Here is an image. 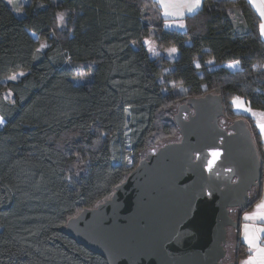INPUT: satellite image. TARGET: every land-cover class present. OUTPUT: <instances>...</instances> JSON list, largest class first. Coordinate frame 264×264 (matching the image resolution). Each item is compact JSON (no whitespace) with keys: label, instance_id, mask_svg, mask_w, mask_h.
Returning <instances> with one entry per match:
<instances>
[{"label":"trees","instance_id":"16d2710c","mask_svg":"<svg viewBox=\"0 0 264 264\" xmlns=\"http://www.w3.org/2000/svg\"><path fill=\"white\" fill-rule=\"evenodd\" d=\"M167 19L156 0H0V264H107L63 227L108 197L142 150L178 133L173 110L188 97L219 94L222 117L244 119L262 178L238 211L260 198L263 141L231 103L264 110L259 15L248 0H203L184 29ZM146 37L176 56L151 57ZM80 64L89 73L77 82ZM234 219L224 264L248 254Z\"/></svg>","mask_w":264,"mask_h":264},{"label":"water","instance_id":"95a60500","mask_svg":"<svg viewBox=\"0 0 264 264\" xmlns=\"http://www.w3.org/2000/svg\"><path fill=\"white\" fill-rule=\"evenodd\" d=\"M178 110L180 139L140 159L109 197L63 227L107 264H220L227 226L237 225L229 207L249 205L261 165L244 119L221 126V96L209 92Z\"/></svg>","mask_w":264,"mask_h":264},{"label":"snow or ice","instance_id":"6c2138e0","mask_svg":"<svg viewBox=\"0 0 264 264\" xmlns=\"http://www.w3.org/2000/svg\"><path fill=\"white\" fill-rule=\"evenodd\" d=\"M11 3V0H9ZM161 8L163 9V15L167 19L169 17H179L182 21V18L185 14V11L189 14L197 12L201 8V0H158ZM249 3L256 8L259 16L262 20L261 24L259 25L260 28V35L264 36V0H249ZM19 11V9H17ZM64 14H59V19L63 21ZM180 27H184L183 23L179 24ZM146 43H149L146 41ZM41 48L46 47L45 44H41ZM39 51V49L37 50ZM149 51L154 50L152 48ZM176 49L171 48L169 49V55L175 53ZM239 62H235L238 64ZM235 64H230L229 67H234ZM199 67V64H197ZM19 75H24V73H19ZM9 80H16L17 75H12L8 77ZM234 105L237 108H244L243 102L240 100L239 97L234 98L233 100ZM245 111L251 112L250 108H244ZM254 116H259L260 119L258 120V126L260 128L261 134L264 135V112L255 113L253 112ZM3 123V119L0 118V124ZM213 158H218L221 155L219 150H213L211 152ZM214 163V159L209 161L208 168L209 170L212 169V165ZM257 211L253 213H245L244 219L246 221H264V200H262L257 206ZM261 234H264V227H256L254 224L245 223L244 225V240L247 242L249 247V255L247 259L241 261V264H264V238H262Z\"/></svg>","mask_w":264,"mask_h":264},{"label":"rangeland","instance_id":"374dc122","mask_svg":"<svg viewBox=\"0 0 264 264\" xmlns=\"http://www.w3.org/2000/svg\"><path fill=\"white\" fill-rule=\"evenodd\" d=\"M158 2V0H156ZM159 4V2H158ZM160 6V4H159ZM201 6H202V1H201ZM160 10H161V13L163 14V9L161 8L160 6ZM187 13V12H186ZM189 14V13H188ZM259 15V13H257ZM260 18V16H259ZM183 23V25L185 26V23H184V20L181 19L178 17V18H175V16L173 17H169V19H167L164 23V27L165 28H168V29H184V27H180L179 24L180 23ZM262 20L260 18V21H259V25L261 24ZM262 38L264 39V36H262ZM146 41H148L149 43H146ZM148 52H149V55L151 57H154V56H157L159 55L160 53H163L166 57L172 59L176 56V52L175 53H172L171 55H169V49H171L172 47H165L164 49H160L156 46V43L154 41V39L152 37H146L144 38L143 40ZM41 46V45H40ZM41 48V47H40ZM152 48L155 52V54H153V51H149V49ZM230 64H235V62H230L228 63L227 65H230ZM237 66V64H235ZM17 74H14V75H19L20 72H16ZM89 73V71H86V69L84 68V65L83 64H80L78 67H76L75 69V72H74V76H73V80H76L77 82L78 81H81L83 80L87 74ZM239 97L240 100L243 102L244 104V108H250L252 111L251 112H248V111H245L244 108H237L234 103H233V100L234 98H237ZM186 100V99H185ZM185 100L184 101H181V102H178L176 104V106L174 107V110H173V116L174 114H179L180 117H183L184 119L186 118V113L184 111L181 110V112L178 110V106L181 105V104H184L185 103ZM231 103H232V108L234 109V111L236 112H239V113H243V114H246L247 116H249L251 119H253L254 123L256 124L259 132H260V135H261V140L263 141L264 143V135L261 134V131H260V128L258 126V120L260 119V117L257 115V116H254L253 115V112L255 113H260V112H264V110L262 109H257V108H253L249 105L248 102H246L242 97L240 96H235L233 97V99L231 100ZM191 110V109H190ZM192 112V111H191ZM174 119V118H173ZM230 121V120H229ZM228 122V120H226L225 118H223L222 116H220L218 118V123L221 125L223 124H226ZM176 124V123H175ZM1 125V124H0ZM221 125V126H222ZM177 126V124H176ZM177 130H178V126H177ZM180 139V134L179 132L178 133H175L173 136L171 137H167L165 138L164 140H162L161 142L159 143H155L153 145H150L148 146L147 148H145L144 150H142L140 152V157H139V160L144 158L146 155L150 154V153H153L160 145L164 144V143H167V142H170V141H176V140H179ZM264 145V144H263ZM263 151H264V146H263ZM138 160V161H139ZM128 163V162H127ZM262 187H261V197L255 201L254 205L249 208V209H244L242 211H240V214H239V224H238V230L236 231V236L239 237L240 240H243L246 245H247V249L249 251V247H248V244L247 242L244 240V225L245 223H249V224H254L256 227H264L262 224L258 223L260 222V220H256V221H246L244 219L245 217V213H253L254 211H257V208L256 206L262 201L264 200V174H263V179H262ZM110 196V195H109ZM108 196V197H109ZM107 198V197H106ZM95 206V205H94ZM93 207V206H92ZM238 210V208H234V207H229V213H231L230 215H233V213ZM236 213V212H235ZM238 214H236L237 216ZM234 227L232 226H227V232H226V241H225V244H224V249H225V254L224 256L222 257V259H220L219 263L220 264H223L224 262H226L228 259H230L232 257V251H231V248H230V245L228 243V240H229V237L232 233V230H233ZM263 234H261L262 236ZM250 254V253H249ZM248 254V255H249ZM248 255L246 257H243L239 260V263L238 264H241L240 262L247 259ZM224 258V259H223Z\"/></svg>","mask_w":264,"mask_h":264},{"label":"flooded vegetation","instance_id":"af4514ba","mask_svg":"<svg viewBox=\"0 0 264 264\" xmlns=\"http://www.w3.org/2000/svg\"><path fill=\"white\" fill-rule=\"evenodd\" d=\"M233 120V119H232ZM232 120H230V121H228L226 124H221L223 127H225V128H227V125L232 121ZM227 130H229L228 128H227ZM230 131V130H229ZM254 143V142H253ZM255 145V144H254ZM256 148V147H255ZM256 151H257V149H256ZM257 154H258V151H257ZM258 157H259V155H258ZM259 160H260V158H259ZM260 165H261V163H260ZM261 172H262V168H261ZM261 178H262V174H261ZM261 178H260V180L258 181V183H257V185H255V186H253L252 185V187H251V189H249L248 190V197H247V200L249 201V204L251 203V200L253 199V196H255V193H256V189H257V187L259 186V184H260V181H261ZM249 206V205H248ZM247 206V207H248ZM246 207V208H247ZM234 208H236V207H234ZM238 208V210H240V209H243V208H241V207H237ZM238 210H236L234 213H233V215H231L232 217H234L235 218V216H236V214H240V211H238ZM231 214V213H230ZM224 264V263H223Z\"/></svg>","mask_w":264,"mask_h":264},{"label":"crops","instance_id":"0c3cea01","mask_svg":"<svg viewBox=\"0 0 264 264\" xmlns=\"http://www.w3.org/2000/svg\"><path fill=\"white\" fill-rule=\"evenodd\" d=\"M11 1H14L15 3H17L18 2V0H11ZM202 1V3H203V0H201ZM249 1V0H248ZM252 5V4H251ZM252 7H253V5H252ZM254 8V10L257 12V10H256V8L255 7H253ZM258 13V12H257ZM186 14H188V13H186V11H185V14H184V16L186 15ZM183 16V17H184ZM175 18H178V17H175ZM169 19V18H168ZM183 19V18H182ZM259 30H260V28H259ZM264 144V143H263ZM264 146V145H263ZM262 184H263V182H262ZM262 195V194H261ZM261 195H260V197H261ZM258 223H260V224H262L263 226H264V221H260V222H258ZM262 238H264V234L262 235ZM241 241H243V240H241ZM244 242V241H243ZM245 243V242H244ZM245 245H246V243H245ZM247 246V245H246ZM248 254H249V251H248ZM247 254V255H248ZM246 255V256H247ZM246 256H244V257H246ZM243 258V257H242ZM241 259V258H240ZM239 259V260H240ZM238 263H239V261H238ZM241 263V262H240Z\"/></svg>","mask_w":264,"mask_h":264}]
</instances>
